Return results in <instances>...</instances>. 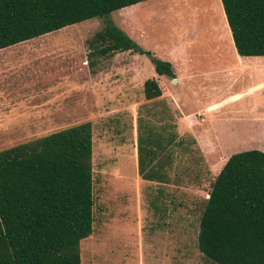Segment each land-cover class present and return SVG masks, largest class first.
Instances as JSON below:
<instances>
[{
	"label": "rangeland",
	"instance_id": "rangeland-1",
	"mask_svg": "<svg viewBox=\"0 0 264 264\" xmlns=\"http://www.w3.org/2000/svg\"><path fill=\"white\" fill-rule=\"evenodd\" d=\"M105 20L111 21L140 48L161 60L168 59L175 51H184L193 64L203 65L210 50L228 40V26L220 0H148L116 11L106 19H91L47 34L40 46L45 47L47 54L72 56L84 52L86 41L104 26ZM138 56L142 60L139 63L140 79H130L131 70L125 73L108 70L105 74L109 79L101 82V86H94L91 93L85 82L58 87V103L63 114L67 113L62 100H72L74 92L76 94V118L73 116L62 125L90 122L92 126L94 223L92 234L80 242L81 263L208 264L198 249L197 234L204 202L217 169L204 162L192 136L184 134L180 136L183 145L175 147L169 158L164 154L160 158L162 165L167 166L168 183H152L139 178L131 164L136 155L139 124L147 123L160 130L168 129L167 124L176 121L166 117L163 106L145 100L143 81L159 78V86H166L167 91L181 98L187 106L189 102L192 105L211 99L224 93L225 89L228 93L243 91L251 80L250 75H243L228 88L219 84L214 90L199 80L193 84L187 79L173 84L171 78L156 74L148 57ZM174 58L176 61L180 56ZM122 59L103 60L102 68L105 70L110 65L119 68ZM133 63L138 64L137 61ZM177 63L181 68L182 63ZM117 74L119 81L114 80ZM263 93L254 97L246 94L243 98V118L236 120L235 136H231L233 143L227 154L248 150L264 152ZM90 98L93 112L87 117L85 105ZM251 100L257 111L254 116L248 113ZM203 122L199 120L200 124ZM208 124L193 131L200 138L208 139L212 138L208 129L224 134L227 131L223 123L212 129ZM171 130L169 127L168 131ZM42 136L45 135H8V142L0 137L1 142L5 141L0 150ZM127 171L134 174L135 179H125L127 177L123 176L128 174Z\"/></svg>",
	"mask_w": 264,
	"mask_h": 264
},
{
	"label": "trees",
	"instance_id": "trees-1",
	"mask_svg": "<svg viewBox=\"0 0 264 264\" xmlns=\"http://www.w3.org/2000/svg\"><path fill=\"white\" fill-rule=\"evenodd\" d=\"M145 1L0 0V50ZM220 2L238 55L264 56V0ZM86 50L93 66L120 52L145 55L157 75L175 79L170 62L109 20ZM161 93L155 79L144 81L146 100ZM137 144L141 178L167 183L160 157L172 139L139 133ZM93 184L90 122L0 150V264H82L80 242L93 232ZM197 246L208 264H264V152L225 162L204 202Z\"/></svg>",
	"mask_w": 264,
	"mask_h": 264
},
{
	"label": "crops",
	"instance_id": "crops-1",
	"mask_svg": "<svg viewBox=\"0 0 264 264\" xmlns=\"http://www.w3.org/2000/svg\"><path fill=\"white\" fill-rule=\"evenodd\" d=\"M227 31L228 40H226V43L215 46L210 50V54L206 55L203 65L193 64V60L189 59L188 54H185L184 51H175L164 61H168L172 65L175 79L171 80H176V82H172L173 84L187 79L191 84L199 80V82L203 83L202 85L209 86L210 90H214L219 84L228 88L236 84L243 75L249 73L251 80L248 82L247 88L236 93H228V89H225L224 93H220L211 99L195 102L192 105L189 102L186 106L181 98L167 91L166 86H159L162 92L161 95L151 100H145L150 103L157 102L159 106H163V112L166 114V117L176 121L174 124H170L171 126L167 124L168 129L169 127L172 129L171 131H168L165 127L156 130L148 126L147 123L142 124L141 122L139 124L136 155L132 158L131 163L135 166L137 173V143L139 133L141 136L152 135L156 139L161 137L163 143L172 139V144L165 147L163 152L168 158L175 147L183 145V139L180 136L184 134L191 135L195 145L202 153L204 162L208 166L217 169L215 172L216 176L221 166H224V163L231 156V154L227 153L228 149H230L229 145L233 143V137L231 136H235L236 120L243 118L241 115L244 109V105L242 104L244 103L242 102L243 98L246 94L254 97L264 91V56H239L235 49L229 27ZM45 37L46 35L35 38L38 40L34 43L30 42L34 40L31 39L0 50V137L7 142L8 135H49L64 128L77 125H62L69 118L73 116V118H76L77 104L74 92L72 100L70 98L62 100L61 103L67 113L63 114V111L59 108L57 96L58 87L61 84H69L68 86L72 87L85 82L86 87H88L91 93L94 86H101V82L109 79V76L107 78V74H105V71L108 70L121 71L122 73L131 70L130 79H140L141 77L139 63L142 60L138 54L129 51L116 53L111 58H123L120 67L116 66L115 68V66L110 65L104 70L101 63L103 60L111 58L100 59L93 66L86 59V49L84 52L72 56L56 53L47 54L45 47L40 46L42 44L41 40ZM82 54L85 55L84 61L81 63L75 62V57ZM179 56L181 59L176 58L177 60L174 61V57ZM135 61L138 64L133 63ZM178 61L182 63V65H179L181 68H178ZM119 77L117 74L114 80L119 81ZM154 79L160 85V79ZM88 101V104L85 105V113H89V115H84V117H89L93 112V101L91 98ZM248 106V113L251 116L257 114L253 100H251V103L249 101ZM199 120H203L204 122L200 124ZM209 122L210 124H208ZM220 123H223L227 127L226 133L208 129L212 136L210 139L204 136L200 138L193 131L194 128L201 127V125L208 124V128L212 129V126ZM163 132H166V134ZM201 132L203 131L201 130ZM4 142L0 141V146ZM1 148L6 149L8 147ZM163 154L160 158L163 157ZM220 161L222 162L220 163ZM161 167H163L162 175L165 179L164 181L168 183L169 180L165 176L167 175V166L161 164ZM131 169L127 170L131 171ZM128 171L126 172L128 174L123 177H127L125 179H133L135 177L134 174L132 175ZM138 176L141 178L139 173ZM147 182L157 183L154 181Z\"/></svg>",
	"mask_w": 264,
	"mask_h": 264
},
{
	"label": "water",
	"instance_id": "water-1",
	"mask_svg": "<svg viewBox=\"0 0 264 264\" xmlns=\"http://www.w3.org/2000/svg\"><path fill=\"white\" fill-rule=\"evenodd\" d=\"M174 82H176V80H174Z\"/></svg>",
	"mask_w": 264,
	"mask_h": 264
}]
</instances>
